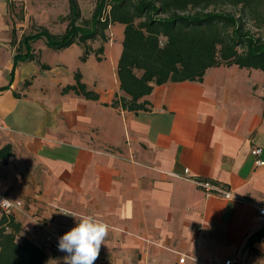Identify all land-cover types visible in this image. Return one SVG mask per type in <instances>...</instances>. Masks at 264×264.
Here are the masks:
<instances>
[{
  "label": "crops",
  "instance_id": "obj_1",
  "mask_svg": "<svg viewBox=\"0 0 264 264\" xmlns=\"http://www.w3.org/2000/svg\"><path fill=\"white\" fill-rule=\"evenodd\" d=\"M10 14L0 0V149L12 147L0 190L24 204L22 235L47 246L32 218L66 233L78 223L67 211L110 226L94 264H264V240L248 247L264 226V72L212 68L201 82L155 86L148 110L126 111L110 106L124 96L122 25L82 62L77 44L53 49L42 38L26 49L22 37L36 31L17 38ZM77 71L96 101L62 93ZM195 179L241 199L208 196Z\"/></svg>",
  "mask_w": 264,
  "mask_h": 264
},
{
  "label": "trees",
  "instance_id": "obj_2",
  "mask_svg": "<svg viewBox=\"0 0 264 264\" xmlns=\"http://www.w3.org/2000/svg\"><path fill=\"white\" fill-rule=\"evenodd\" d=\"M67 4L63 33L51 34L40 27L23 36L21 43L26 49L30 41L42 38L53 49L77 44L84 62L91 53L102 54L111 25H122L116 73L124 96H115L110 104L113 108L146 111L149 102L145 97L155 86L201 82L209 69L220 66L264 72V36L259 33L264 27V0H97L89 18L82 17L79 0H67ZM223 6L235 11L221 10ZM95 40L102 44L93 50ZM69 91L87 100L98 99L82 82L79 71L74 84L62 93ZM11 155V145H5L0 149V162ZM260 240H264V226L249 239L248 247ZM47 248L22 235L15 218L0 215V264H49Z\"/></svg>",
  "mask_w": 264,
  "mask_h": 264
},
{
  "label": "rangeland",
  "instance_id": "obj_3",
  "mask_svg": "<svg viewBox=\"0 0 264 264\" xmlns=\"http://www.w3.org/2000/svg\"><path fill=\"white\" fill-rule=\"evenodd\" d=\"M10 22L16 32V37L20 34L27 35L39 30L40 27H49L51 33L61 34L66 27L68 5L65 0H9ZM97 0H79L81 14L83 18H89ZM225 11H235L232 7L223 6ZM219 9V10H220ZM66 14V15H65ZM40 24V27H39ZM23 30V32H21ZM264 36V27L259 32ZM108 40L115 37V33L109 28L106 30ZM102 43L100 42V45ZM56 264H64L62 259H58ZM51 264V263H49Z\"/></svg>",
  "mask_w": 264,
  "mask_h": 264
},
{
  "label": "clouds",
  "instance_id": "obj_4",
  "mask_svg": "<svg viewBox=\"0 0 264 264\" xmlns=\"http://www.w3.org/2000/svg\"><path fill=\"white\" fill-rule=\"evenodd\" d=\"M12 201L0 200V207H10ZM77 226L58 238V250L66 252L64 264H94L104 245L110 226L93 215L75 216Z\"/></svg>",
  "mask_w": 264,
  "mask_h": 264
},
{
  "label": "built area",
  "instance_id": "obj_5",
  "mask_svg": "<svg viewBox=\"0 0 264 264\" xmlns=\"http://www.w3.org/2000/svg\"><path fill=\"white\" fill-rule=\"evenodd\" d=\"M261 153L260 148H256L253 150V154L255 156H258ZM256 165L258 166H264V162L257 159L256 160ZM188 170H184V175L187 176ZM194 183L197 185V187L202 190L206 195L210 196H216V197H222L226 199H241L239 196L233 194L231 191L225 190L217 185H213L211 182L207 180H201V179H195ZM2 199H8L12 201V204L10 207L4 208L0 207V215H5L6 217H12L16 219L17 214H24V204L21 200H13L10 199L4 192L0 190V200ZM259 215L264 216V209L260 208L259 209ZM67 211H61V216L67 219H71V215ZM34 226L36 229L42 234L44 242L46 245L50 248V250L56 254H59V256L62 258L64 262V257L67 255L66 252H61L58 250V238L64 235L65 233H60L56 231L54 228L49 226L47 223L36 219L32 218ZM198 230H201V227L198 228ZM184 258H179L178 263L183 264L184 263ZM224 264H240V261L237 259H229L225 260Z\"/></svg>",
  "mask_w": 264,
  "mask_h": 264
}]
</instances>
